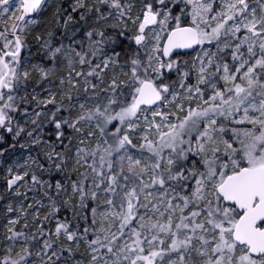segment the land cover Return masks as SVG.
Returning a JSON list of instances; mask_svg holds the SVG:
<instances>
[{
	"label": "snow or ice",
	"instance_id": "snow-or-ice-1",
	"mask_svg": "<svg viewBox=\"0 0 264 264\" xmlns=\"http://www.w3.org/2000/svg\"><path fill=\"white\" fill-rule=\"evenodd\" d=\"M0 264H264V0H0Z\"/></svg>",
	"mask_w": 264,
	"mask_h": 264
}]
</instances>
